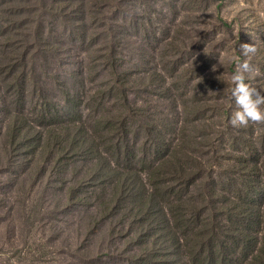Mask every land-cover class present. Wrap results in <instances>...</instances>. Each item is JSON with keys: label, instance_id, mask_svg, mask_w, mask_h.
<instances>
[{"label": "trees", "instance_id": "1", "mask_svg": "<svg viewBox=\"0 0 264 264\" xmlns=\"http://www.w3.org/2000/svg\"><path fill=\"white\" fill-rule=\"evenodd\" d=\"M53 39L0 34V245L66 264H264V125L229 123L231 71L145 68L136 98L115 36L66 68Z\"/></svg>", "mask_w": 264, "mask_h": 264}, {"label": "rangeland", "instance_id": "2", "mask_svg": "<svg viewBox=\"0 0 264 264\" xmlns=\"http://www.w3.org/2000/svg\"><path fill=\"white\" fill-rule=\"evenodd\" d=\"M38 27L62 48L65 68L82 53L86 61H98L115 36L125 67L134 70L136 98L144 96L143 70L161 66L171 72L229 69L231 78L247 60L253 69L248 81L264 83V0H0V34L21 36ZM242 43L254 44L256 53L242 56ZM195 82L196 77L189 82L191 92ZM8 245L1 242L0 264H66L55 250L41 257L36 245L27 251Z\"/></svg>", "mask_w": 264, "mask_h": 264}, {"label": "clouds", "instance_id": "3", "mask_svg": "<svg viewBox=\"0 0 264 264\" xmlns=\"http://www.w3.org/2000/svg\"><path fill=\"white\" fill-rule=\"evenodd\" d=\"M256 51L257 48L252 43L240 44V53L244 57L254 55ZM252 70L250 63L244 60L237 64L231 76V98L235 102L236 110L229 123L234 128L247 127L250 123L264 125V91L248 81L247 74Z\"/></svg>", "mask_w": 264, "mask_h": 264}]
</instances>
